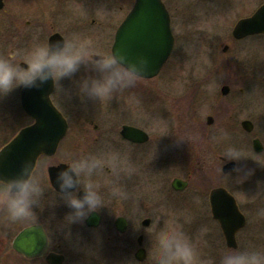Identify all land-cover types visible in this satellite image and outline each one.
Listing matches in <instances>:
<instances>
[{"label": "rangeland", "instance_id": "obj_1", "mask_svg": "<svg viewBox=\"0 0 264 264\" xmlns=\"http://www.w3.org/2000/svg\"><path fill=\"white\" fill-rule=\"evenodd\" d=\"M170 1L176 5V9L173 7L172 10V27L177 37L170 58L157 77L144 81L137 79L133 87L116 92L117 106L115 108L114 104H109L115 109L114 113L112 110L108 113L115 114L118 129L123 124L134 123L144 126L150 135L148 146L152 151L159 148L162 150L166 146V156L169 157L168 149L172 140L177 139L181 144L179 162L181 166L177 164L175 167L171 164L164 170L156 167L150 173L139 176L140 183L143 184L149 177L151 181H160L169 188L174 178L189 177V186L185 191L179 192L173 201L160 199L159 204L155 203L156 196L152 198L150 194V213L135 210L133 219L135 231L126 234L129 242L125 238H120L121 236L117 240L106 241L104 227L78 234L68 230L64 235V231H61L59 244L61 250L68 255L65 264H132V262L148 264V257L146 261L136 258L139 234L143 233L147 239L153 241L158 231L169 223L182 231L191 242L196 251V264H219L221 256L229 250H264V151L256 154L252 147V139L255 137L264 143V84L255 78L261 74L260 71L262 75L264 74V62L260 61L261 59L264 61V54H261L264 51V37H250L239 43L231 41L236 22L263 4L264 0L167 2ZM243 7H251V10L246 14L244 11L240 14ZM105 14L103 12L100 15L97 12L96 16L85 19L89 26L93 18L103 19L104 24ZM116 15L114 23L120 21L125 14L119 11ZM61 19L57 17L51 19L47 30L50 27L57 29L55 25H58L57 21ZM60 23L62 25V22ZM114 30H110L108 35L111 36V31ZM95 33L94 31L81 33L71 28L65 37L67 40L77 38L81 43L99 52H111L110 47L106 51L94 48L100 40ZM43 36V28H40V45H44ZM228 44L230 48L225 52V45ZM238 47L243 50L239 51ZM28 51L26 49L22 51L23 57ZM241 57L249 64L257 61L261 64L244 76L240 68V64L243 63ZM96 75L98 74L90 67L82 65L72 77L58 81L60 84L54 94V100L56 103L58 100L61 106L67 109L81 112L83 100L79 92L80 82ZM64 84L67 86L65 89ZM225 85L230 86L228 95L221 92ZM241 88L244 90L242 93ZM16 92L14 89V92L0 96V124L7 106H12L11 112L14 116L15 101L18 100L15 97ZM106 99L102 101L106 102ZM89 106L92 110L100 108L105 111L104 105H100L99 102L91 103ZM215 113L219 119L216 117L214 127L207 126V116ZM24 117L22 122L29 121ZM246 118L251 119L255 125L252 133L245 132L240 125ZM228 128L231 134L229 137L226 136ZM15 130L6 133L2 132L0 127V148L13 136ZM231 147L241 150L245 157L232 160L237 162V169L224 175L223 163L212 155V149H216L218 153H225ZM126 154L125 152L124 157L120 156L116 163H113L111 155L110 160L104 162L110 168L112 165L116 167L120 178H123L120 181H125L124 185L128 182L127 176L132 173V168L139 175L141 173V165L139 163L132 165ZM149 161L161 163L153 153ZM220 184H224L234 195L247 218L246 227L238 233V246L235 248L227 247L225 241L221 240V230L217 224L215 225L208 204L211 190ZM158 197L162 196L158 193ZM147 218L150 220L146 225L144 221L148 220ZM117 232L123 234L118 229ZM133 234L134 236L130 238ZM132 240L134 246L130 247L129 243H132ZM19 262L18 256L10 247V242L1 241L0 264Z\"/></svg>", "mask_w": 264, "mask_h": 264}, {"label": "flooded vegetation", "instance_id": "obj_2", "mask_svg": "<svg viewBox=\"0 0 264 264\" xmlns=\"http://www.w3.org/2000/svg\"><path fill=\"white\" fill-rule=\"evenodd\" d=\"M135 1L136 0H0V54L14 52L17 55L18 59H22V51L24 49L30 50L33 46L39 44L40 28H43L44 44L45 41L46 44H50V39L55 34H59L63 38V40H67L65 34L68 29L72 28L73 30L81 33H85L86 31L96 32L95 34L99 36L100 40L97 42L98 45L94 48H99L100 51H106V49L110 47V50L112 51L117 29L124 18L134 7ZM162 1L165 4L170 15L171 29L174 37L175 47L177 37L172 27V10L176 5L172 3V1H170V3L167 2L168 0ZM263 4L255 7L248 15H244V17L242 16L238 21L252 16ZM234 7L237 8V6ZM250 8H241L240 14L243 13V11L246 14L251 10ZM119 11L123 12L125 15H123V18L120 21L118 20L116 21V23H114V19L117 18L116 14ZM97 12L100 15L103 14V12L106 13V20L104 21V24L102 21L103 19L96 20L95 18H93L92 20H90L91 24L89 26L85 18L94 17L97 15ZM56 17L60 19L62 18L60 21H57L58 25H55L58 30H54L53 28L51 29V27L47 30V27L50 25L51 19H54ZM52 22L53 24L55 23L54 21ZM60 22H62V25ZM95 27L97 29H95ZM110 30H114V32L111 31V36L108 35L110 33ZM233 30L231 41H233L234 43H239L240 41L250 37H264V33H260L248 35L242 39H237L233 35ZM229 48L230 44L225 45L224 51L227 52ZM238 49L239 51L243 50L240 47H238ZM261 54H264V51H262ZM241 58L243 60V63L240 64V68L243 70L244 76H246L247 72L252 71L253 69H255V67L260 65V61L264 62L261 59L254 64H249L247 63V60H244L243 57ZM253 66L254 68H252ZM260 73L261 74L255 76V78L259 80L261 84H264V74L262 75V71H260ZM138 79L143 81L148 80V78L141 77H138ZM59 84V82L54 80V86L50 97L53 104L61 112L64 119L66 120L67 130L65 135L59 141L55 152L53 154L41 153L38 156L32 170L33 175L39 180L43 189V194L39 198L38 205L33 207V211L37 217V220L13 223L7 219L3 208L0 207V242H10V247H12L13 251L16 253L18 259L20 260L19 264H51L53 261H49L48 259L51 254H58L63 256L62 264H65L68 255L63 250H61V244H59V241L61 240V231H64V235H66L65 233L68 230L69 232H76V234H78L79 232L84 233L87 232V230L98 228L102 229L104 227L105 235H107L106 241L117 240L118 237L121 236L120 238H125L127 239V242H129L128 238H126V234L128 232L133 233L135 231L133 221L135 217V210L139 209L141 212L149 211L148 213H150V194H152V198H154V195L156 196L155 203L159 204L160 199L173 201L174 197L178 195L179 192L185 191L189 186V177L187 179H181L187 183L185 188L183 189L176 188L173 185L175 179H180L177 177L171 181L169 188H167L166 185H163L160 181H151V178L149 177L146 181L143 182V184L142 182H139V176L150 173L151 170H155L156 167L162 168L164 170V168H166L168 165L174 164L176 167L177 164H179L181 160V144L177 139L172 140L171 144L169 145V157L166 156L167 148L165 145V148L162 150L159 148L152 151L148 146L150 135L145 130L144 126H141L139 124L135 125L134 123L123 124L118 129V124L116 121L117 118H115L114 116L115 114L108 113L111 110L114 113V109L116 108L118 102V94L113 93L109 98L106 99V102L102 100L92 101L87 97L82 96V111H79L78 113L74 109H67L66 107L61 106L58 100L57 103L54 100V94L56 93V91H58ZM63 87L65 89L67 87L66 84H64ZM23 88L24 87H19L15 89V91H17L15 97H17L18 100L16 99L15 101L16 111L13 112L14 116H12L11 112V110H13L12 106H7L6 111L4 112V117L2 118V122L0 124L2 132L6 131V133H9L10 131H14V129H16L13 136L4 145L8 144L23 128L35 123V120L26 115L23 110ZM12 92H14V90ZM240 92L242 93L244 92V90L241 88ZM98 102L100 103V105H104L103 109L105 111L101 110L100 108L97 110H92L89 106V104L91 103ZM111 103L115 105V108L109 105ZM24 115L29 119V121L22 122V118L24 117ZM208 116L212 117V123L209 124L206 121L207 126L214 127L216 117L219 119L218 115L215 113V115ZM244 120L251 121L252 130L247 131L242 126L243 120L240 123L242 129L247 133H252L255 128L253 121L249 118H246ZM225 125L227 124H224V126ZM124 126L135 127L144 131L148 134V139L146 141H137L126 138L122 134V129ZM228 131H230L229 128L226 129V136L229 137V135L231 136V134ZM255 139H259L261 142L262 150L260 152H257L254 149L253 142ZM252 147L253 151L256 154H260L264 151V143L258 137L252 139ZM212 151V155L218 161L223 163V174L228 175L232 173L224 172V166L232 162V160L229 161L227 157L223 156L224 153H218L214 148L212 149ZM125 152L128 154L132 165H136L138 163L141 165L140 175L137 171H135L134 168H132V173L130 174V176L128 177L126 175L128 178V182L126 185H124L125 181H120V179L123 178H120L119 171L116 169V167L112 165V167L110 168L104 164L103 168L92 177L93 182L98 186V189L102 195L104 206L101 207L98 211L90 213L89 216L83 221H78L70 224L67 223L66 217L73 210L70 212L71 208H69L65 201L62 199V196L55 182L56 173L59 170L65 168L64 165L68 166L69 162L72 159L80 158L81 156L94 155L101 158L104 162H107L108 160H110L111 155V159L114 161L113 163H116L120 156H125ZM152 153L161 163L155 164L154 162L149 161ZM233 162H235V169H237V162ZM179 165L181 166V163ZM52 168L55 169L51 174L50 170ZM221 188L231 193L224 186V184H220L219 186L214 187L211 192L215 189ZM80 192L77 193L78 197L80 196ZM114 192L116 194H114ZM211 192L209 194L208 200L211 216L215 222V225L217 224L216 226H219L221 230V240H224L228 247L226 237L222 232L221 226L218 220H216L212 214V204L210 201ZM158 193L160 194V196H162L161 198L158 197ZM155 203H153L154 206L156 205ZM120 219L124 222L126 228L125 232L122 235L117 232V221ZM147 219L150 220V218ZM245 227L246 226H244V228ZM137 229L139 230L138 227ZM26 230L29 231L32 236L28 238L29 240H35L38 243L40 242L41 245L43 244L42 250L40 252H37L38 254H33L34 256L32 255L31 257L26 256L25 254L14 248L15 241ZM133 236L134 234L131 235L130 238H132ZM147 238L148 237L145 236V234L140 233L136 243L138 249H144L146 255L145 261L148 257L149 249L152 247V242L155 241H150ZM236 241L238 246V234L236 236ZM129 244L130 247L131 245L134 246V240H132V243Z\"/></svg>", "mask_w": 264, "mask_h": 264}, {"label": "clouds", "instance_id": "obj_3", "mask_svg": "<svg viewBox=\"0 0 264 264\" xmlns=\"http://www.w3.org/2000/svg\"><path fill=\"white\" fill-rule=\"evenodd\" d=\"M82 65L98 74L82 80L79 85L80 94L92 101L133 87L138 77L147 71L143 57L130 59L122 49L99 52L77 38L58 40L33 46L22 59L14 52L0 54V96L19 87L39 89L49 80L58 82L70 78ZM223 156L230 160L245 157L235 147L227 149ZM103 166L101 158L85 155L72 159L56 173L55 182L62 199L73 210L66 217L67 223L83 221L104 206L98 186L92 180ZM81 190L83 194L78 197ZM42 194L29 161L21 164L16 175L0 179V207L13 223L37 220L33 207L38 205ZM196 258L189 239L169 223L158 231L147 261L148 264H196ZM219 264H264V250H229L221 256Z\"/></svg>", "mask_w": 264, "mask_h": 264}, {"label": "water", "instance_id": "obj_4", "mask_svg": "<svg viewBox=\"0 0 264 264\" xmlns=\"http://www.w3.org/2000/svg\"><path fill=\"white\" fill-rule=\"evenodd\" d=\"M256 33H264V5L251 17L241 19L233 30L234 37L239 39ZM58 40H63V38L55 34L51 37L50 44ZM173 47L174 37L170 15L163 1L136 0L133 9L117 30L112 51L122 49L130 59L143 57L147 61V71L140 77L153 78L161 71ZM53 85V81L49 80L39 89L23 88V109L34 118L35 123L22 129L0 150V179L16 175L24 161H29L33 170L38 156L41 153L53 154L59 141L65 135L67 122L50 98ZM228 92L229 87L224 86L222 93L227 94ZM207 122L212 123V117H208ZM242 125L246 130H252V123L249 120L243 121ZM122 134L128 139L137 141L148 139L147 133L130 126H124ZM253 144L255 151L262 150L259 139H255ZM235 167V162H230L224 166V172H233ZM54 169L50 170L51 174ZM186 184L181 179H175L173 182V185L179 189L185 188ZM81 194H83L82 191ZM210 201L213 217L219 221L228 245L236 247V233L246 223L236 199L227 190L221 188L211 192ZM148 223L149 220L144 221V224ZM117 229L121 233L126 230L121 219L117 221ZM29 237H32L31 233L24 231L15 241L14 248L31 257L42 250L43 244L35 240L31 241ZM145 257L144 249H139L136 258L143 261ZM48 259L53 261L51 264H62L63 262V256L58 254H51Z\"/></svg>", "mask_w": 264, "mask_h": 264}]
</instances>
